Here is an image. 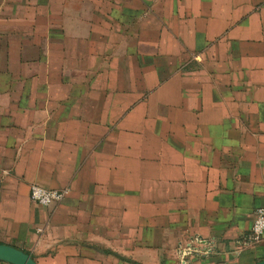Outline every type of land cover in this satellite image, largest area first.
<instances>
[{
  "label": "crops",
  "instance_id": "obj_1",
  "mask_svg": "<svg viewBox=\"0 0 264 264\" xmlns=\"http://www.w3.org/2000/svg\"><path fill=\"white\" fill-rule=\"evenodd\" d=\"M261 207L264 0H0L1 245L258 264Z\"/></svg>",
  "mask_w": 264,
  "mask_h": 264
},
{
  "label": "built area",
  "instance_id": "obj_2",
  "mask_svg": "<svg viewBox=\"0 0 264 264\" xmlns=\"http://www.w3.org/2000/svg\"><path fill=\"white\" fill-rule=\"evenodd\" d=\"M69 194V190H49L37 184L31 187V201L40 206H51L64 199ZM253 239L258 242L264 237V207L258 208L255 212L253 223ZM188 250H179V254L186 255Z\"/></svg>",
  "mask_w": 264,
  "mask_h": 264
},
{
  "label": "water",
  "instance_id": "obj_3",
  "mask_svg": "<svg viewBox=\"0 0 264 264\" xmlns=\"http://www.w3.org/2000/svg\"><path fill=\"white\" fill-rule=\"evenodd\" d=\"M0 261H4L10 264H37L29 255L25 254L23 251L18 250L14 247L1 245L0 244ZM128 262L130 264H135L132 261ZM264 264V261L258 263Z\"/></svg>",
  "mask_w": 264,
  "mask_h": 264
}]
</instances>
